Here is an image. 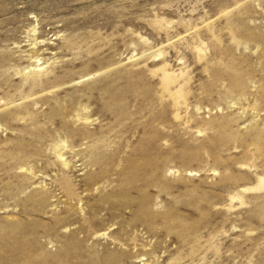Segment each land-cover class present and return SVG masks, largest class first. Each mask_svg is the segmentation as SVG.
<instances>
[{"label":"rangeland","instance_id":"rangeland-1","mask_svg":"<svg viewBox=\"0 0 264 264\" xmlns=\"http://www.w3.org/2000/svg\"><path fill=\"white\" fill-rule=\"evenodd\" d=\"M262 177L264 0H0V264H264Z\"/></svg>","mask_w":264,"mask_h":264},{"label":"bare ground","instance_id":"bare-ground-1","mask_svg":"<svg viewBox=\"0 0 264 264\" xmlns=\"http://www.w3.org/2000/svg\"><path fill=\"white\" fill-rule=\"evenodd\" d=\"M34 52H36V51H34ZM117 95H118V93H117ZM117 95H115L114 99H116ZM114 104H115V107H117V101H115ZM257 184H258V187H261V186L264 184V177L260 178V179L258 180ZM67 189H68V188H67ZM126 254H127V253H124V255H126ZM124 255H123V256H124Z\"/></svg>","mask_w":264,"mask_h":264}]
</instances>
